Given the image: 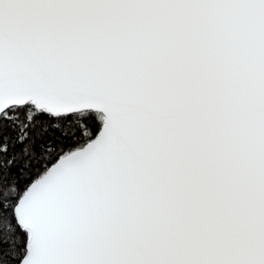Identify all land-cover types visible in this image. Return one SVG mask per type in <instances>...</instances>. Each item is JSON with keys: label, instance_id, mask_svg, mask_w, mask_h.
Listing matches in <instances>:
<instances>
[{"label": "snow or ice", "instance_id": "1", "mask_svg": "<svg viewBox=\"0 0 264 264\" xmlns=\"http://www.w3.org/2000/svg\"><path fill=\"white\" fill-rule=\"evenodd\" d=\"M0 264H264V0H0Z\"/></svg>", "mask_w": 264, "mask_h": 264}]
</instances>
